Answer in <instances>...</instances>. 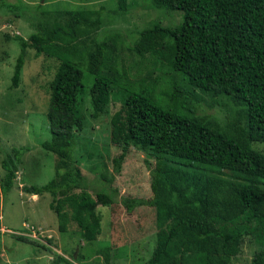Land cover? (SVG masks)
Instances as JSON below:
<instances>
[{
  "label": "trees",
  "instance_id": "trees-1",
  "mask_svg": "<svg viewBox=\"0 0 264 264\" xmlns=\"http://www.w3.org/2000/svg\"><path fill=\"white\" fill-rule=\"evenodd\" d=\"M115 1L119 12L128 11L127 0ZM146 3L167 14L181 12L182 18L178 25L154 22L140 31L133 50L140 57L151 53L154 60L138 87L117 67V35L97 38L103 6L56 10L54 17L43 13L47 16L33 24L27 39L15 38L20 54L13 88L19 85L27 49L59 62L49 83L51 139L41 144L56 157L54 176L22 191L50 195L59 232L72 223L81 240L96 241L101 234L97 207L109 208L118 193L108 188L114 174L100 177L108 185L94 178V188L77 164L74 151L85 123L80 104L87 95L90 118L96 120L107 112L111 93L123 91L119 125L124 135L115 136L113 126L110 130V143L122 148L113 158V171L120 172L130 144L157 161L151 170L152 198L121 199L128 212L143 205L155 211L156 244L145 264H231L245 238L257 248L250 264H264V154L252 146L264 143V0ZM158 63L166 64L171 75L162 93L151 77ZM197 92L217 103L228 101L233 120L221 123L198 114ZM25 151L13 148L4 155L0 198L13 188Z\"/></svg>",
  "mask_w": 264,
  "mask_h": 264
},
{
  "label": "rangeland",
  "instance_id": "rangeland-1",
  "mask_svg": "<svg viewBox=\"0 0 264 264\" xmlns=\"http://www.w3.org/2000/svg\"><path fill=\"white\" fill-rule=\"evenodd\" d=\"M116 3L115 0H0V181L5 176L1 169L4 155L13 148L26 149L13 188L0 198L1 264H67L65 261L72 264H145L155 247L154 209L143 205L128 212L121 199L152 198L151 170L157 161L130 144L120 172L113 171V158L122 152V148L118 142L110 143V130L113 126L115 136L124 135L123 124L119 125L127 95L123 91L111 93L107 112L96 120L90 118L87 95L80 104L85 123L74 151L77 164L94 188L98 187V184H93L94 178L106 184L100 177L107 179L114 174L108 188L118 193L112 206L97 207L101 216V234L96 241L88 243L81 240L72 223L66 232H59L56 216L50 209V195L31 196L22 191L24 186L41 187L54 176L56 157L45 151L41 144L51 139L47 119L49 83L59 62L44 55L36 56L33 50L27 49L19 85L13 88L11 78L20 54V45L15 38L27 39L34 32L33 24L47 15L54 17L56 10H77L86 5L98 9L103 6V26L97 38L105 40L117 35L113 37L116 42L113 57L117 67L124 70L138 87L141 78L148 76L145 72L154 60L151 53L140 57L133 50L140 31L154 22L163 26L178 25L182 13L167 14L165 9H150L146 0H127L129 9L122 13ZM10 7L14 10L9 11ZM165 66L156 64L151 75L157 80L156 85L159 84L158 93L166 89L171 76ZM134 90L138 92L139 88ZM196 95L199 97L195 105L198 114L219 119L221 123L233 120V109L228 101L219 99L217 103L198 92ZM252 146L264 154V143ZM18 236L28 241H20ZM248 239H244L239 253L231 258V264L251 263L257 248Z\"/></svg>",
  "mask_w": 264,
  "mask_h": 264
}]
</instances>
